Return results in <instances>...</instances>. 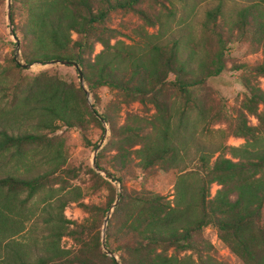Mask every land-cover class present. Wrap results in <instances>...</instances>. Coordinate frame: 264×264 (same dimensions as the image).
Returning a JSON list of instances; mask_svg holds the SVG:
<instances>
[{
	"label": "trees",
	"instance_id": "trees-1",
	"mask_svg": "<svg viewBox=\"0 0 264 264\" xmlns=\"http://www.w3.org/2000/svg\"><path fill=\"white\" fill-rule=\"evenodd\" d=\"M144 1L23 0L27 14L20 26H14L11 10V23L14 34L18 32L16 37L21 42V57L26 66L52 61L76 63L93 99L98 101L96 91L106 87L129 101H138L146 109L150 105L155 113L149 119L138 117L120 128L109 118V112L100 115L108 124L112 139L117 141L114 147L118 155L106 160L104 148L97 154L95 167L105 177L89 169L92 190L106 192L101 205L79 204L91 216L89 229L96 230L90 249H81L68 262L61 263L65 252L56 248L55 241L66 235L62 232L64 224H71L62 216V225L56 224L51 230L42 256L33 261L28 253L12 246L7 251L9 264H219L205 255L211 248L203 238L208 227L217 230L222 243L244 264H264V225L259 224L264 209V93L244 80L248 96L229 129L234 137L244 141L241 146H222L215 160L212 158L219 150L208 152V148L202 147L196 170H188L181 157L187 156L185 153L195 139L185 135L187 109L198 112V122L207 126L217 118L208 102L198 99L196 94L207 89L209 79L226 71L225 53L230 39L251 37L261 45L263 62L250 71L264 77V0L244 4L230 18L224 15L223 0H218L205 13L202 29L208 37L201 39L203 47L189 48L185 60L181 59L178 42L166 41L165 37L174 16V9L168 4L173 2L147 0L163 11L150 16L136 9ZM115 11L136 13L147 26L158 27L156 34L139 32L144 42L139 48L123 43L111 45L114 34L105 27V20ZM74 34L78 36L76 40L72 38ZM96 44L102 49L95 54ZM13 67L22 70L16 64ZM5 90L9 96L5 107L0 108V153L10 148L26 149L44 140L41 134H15L19 121L33 117L40 128L37 130L55 131L57 123L80 127L87 115L103 130L93 116L97 115L96 109H88L80 87L75 88L56 75L42 72L31 79H14ZM259 106H263L260 112ZM248 115L257 119V127L249 126ZM131 118L128 115V121ZM135 146H139L134 151L136 164L125 154L127 147ZM226 154L229 158L224 157ZM22 157L13 156L17 161ZM138 170L140 174L176 170L173 200L144 188L128 190L125 177ZM48 176L0 179V231L12 233L11 239L17 235L16 221L25 218L18 207L45 187ZM114 183L120 184V194ZM213 184L219 189L209 198ZM20 192L25 198L19 204ZM68 204L69 201L62 202L57 208L63 211ZM111 208L104 244L112 254L108 257L101 248L99 229ZM185 253L188 255L184 256Z\"/></svg>",
	"mask_w": 264,
	"mask_h": 264
},
{
	"label": "rangeland",
	"instance_id": "rangeland-1",
	"mask_svg": "<svg viewBox=\"0 0 264 264\" xmlns=\"http://www.w3.org/2000/svg\"><path fill=\"white\" fill-rule=\"evenodd\" d=\"M174 9V16L170 20L168 29L170 31L165 34L166 41H176L180 46L181 59L188 57L190 49L196 45L197 48L203 47V42L206 36L202 29V23L205 20V13L209 9L214 8L218 4V0H171ZM254 0H223V12L226 18L244 4H249ZM8 5L10 12V20H8ZM23 0H0V108L5 107L8 100L9 91L5 90L10 81L14 79H26L36 77L42 72L56 75L61 80L68 84H73L75 88L80 87L86 99V105L90 111L96 109L94 118L101 123L103 130L90 116H85L80 127H67L65 124L57 123L55 131L37 130L36 118L21 120L16 125L15 134L19 132H27L34 135H42L44 140L40 144L33 145L26 149L16 150L10 148L0 153V179L5 176L14 177H35L40 174H49L45 187L36 193V195L28 202L18 207L17 211L23 213L25 218H20L16 224L17 235L11 239L13 235L6 229L0 231V264H9L6 260L10 247L15 246L28 253L30 260L36 261L44 254V249L50 242L49 234L55 229V225H62L60 222L62 216L71 224H64L65 228L62 232L61 239L55 241L57 249L65 252L61 263L68 262L81 249H90L92 239L95 232L89 229L91 216L85 213L79 204L101 205L105 201V191H93V178H91L89 169H92L97 174L105 177V173L99 171L94 166V161L100 150L105 149L106 160L112 156H117V149L114 147L117 144L115 139H112L111 132L107 123L103 122L100 115L104 112H109V118L115 121L116 127L120 128L127 122H134L136 118L149 119L154 115V110L150 105L144 108L138 101H129L122 94L109 88L103 87L96 91V99H93L88 87L84 81V89L79 82L78 73L71 65L61 64H38L34 63L27 67L21 57V42L16 31L14 34L13 24L11 23V10L13 11L14 26L25 21L27 11H25ZM136 9L145 11L152 16L156 12H163L160 6H155L150 1H144ZM107 27L114 36L110 39L111 45L122 43L128 46L144 45L143 40L138 35L147 32L149 35L156 34L158 27L151 28L134 12L115 11L108 15L105 20ZM237 38V33H234ZM17 38V40H16ZM74 40L78 38L76 34L72 36ZM211 39H213L211 37ZM208 40V39H207ZM214 40V39H213ZM16 42L19 47L17 48ZM102 47L99 44L95 45L94 53L100 52ZM211 50L215 51L216 47L212 46ZM201 51V50H199ZM210 52V51H208ZM197 54H200L198 52ZM226 71L217 77L211 78L206 83V88L197 92L198 99H204L215 111L216 119L209 126L199 123L197 119L198 112L191 110L189 107L184 114V119L187 121L186 136H194V141L185 154L184 164L188 170H196L197 162L201 156L199 151L202 147L211 150H219L212 160L223 150L222 146L238 147L244 141L234 137L229 129L236 119L238 112L241 111V105L244 102L248 91L245 88L244 80H247L251 86H255L264 93V77L255 76L250 69L263 62L262 47L251 37L242 39H230L227 44ZM13 64L18 65L22 70L15 69ZM85 91L88 92L86 96ZM127 101V102H126ZM94 106V107H93ZM241 109V110H240ZM263 106H259L258 111H262ZM128 115L132 118L128 121ZM248 124L251 127H257V119L252 116H247ZM131 124V123H130ZM205 125V126H204ZM195 133V134H190ZM177 134L181 136V132ZM84 140L90 141L97 148L88 146ZM180 142V141H179ZM139 149V146L127 147L126 156H131L133 163L138 160L134 156V151ZM13 156H23L20 161ZM225 158H229L226 154ZM113 170V169H110ZM50 172V173H49ZM178 173L176 170L164 174L160 171L153 170L151 174H140L139 170L131 175L127 174L125 186L128 190H140L142 188L149 190L155 194H159L167 200L172 201L174 198V185ZM117 194L121 193V186L114 183ZM8 189V188H7ZM215 184L210 190L212 198L216 190ZM6 190V189H5ZM25 194H18L19 204L24 200ZM69 204L63 211L57 208L62 202ZM118 201V199H117ZM63 212V213H62ZM112 209L106 214L105 219L101 223L100 243L102 237L105 244V232L107 229L106 218H109ZM60 220V221H59ZM260 225H264V209L259 220ZM203 238L210 244V249L205 252V255L211 257L215 263L219 264H244L229 248L222 243L218 237V232L212 227H208L203 231ZM103 251V246L101 244ZM106 249V247H105ZM107 250V249H106ZM8 251V252H7ZM106 255V253L103 251ZM187 256L188 253L183 254ZM108 256V255H106ZM110 257V256H108ZM117 256L115 255V259ZM192 258L196 256L192 255ZM118 260V258H117Z\"/></svg>",
	"mask_w": 264,
	"mask_h": 264
},
{
	"label": "water",
	"instance_id": "water-1",
	"mask_svg": "<svg viewBox=\"0 0 264 264\" xmlns=\"http://www.w3.org/2000/svg\"><path fill=\"white\" fill-rule=\"evenodd\" d=\"M7 16H8V20H10L9 5H8V15ZM16 40H17V38H16ZM16 46H17V48L19 47L18 42H16ZM50 63L51 64H61V65H71V66H73V68H75V70L78 73L79 82H80V84L82 85V87L84 89V76H83L82 70L79 68V65L78 64H76V63H67V62H62V61H52ZM22 67H27V66L26 65H22ZM84 92H85L86 96L89 95L87 91L84 90ZM94 166H95V164H94ZM116 203H117V201L114 203L113 206H115ZM105 223H107V220L105 221ZM101 244L103 246V251L106 253V255L112 256V254L105 249V246H104V238L103 237H102Z\"/></svg>",
	"mask_w": 264,
	"mask_h": 264
}]
</instances>
